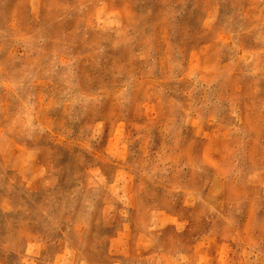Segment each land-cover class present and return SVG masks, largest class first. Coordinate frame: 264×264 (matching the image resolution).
<instances>
[{"label":"rangeland","instance_id":"rangeland-1","mask_svg":"<svg viewBox=\"0 0 264 264\" xmlns=\"http://www.w3.org/2000/svg\"><path fill=\"white\" fill-rule=\"evenodd\" d=\"M0 264H264V0H0Z\"/></svg>","mask_w":264,"mask_h":264}]
</instances>
